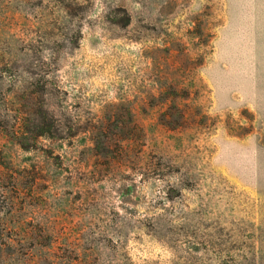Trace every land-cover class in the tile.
Returning a JSON list of instances; mask_svg holds the SVG:
<instances>
[{
    "label": "rangeland",
    "instance_id": "1",
    "mask_svg": "<svg viewBox=\"0 0 264 264\" xmlns=\"http://www.w3.org/2000/svg\"><path fill=\"white\" fill-rule=\"evenodd\" d=\"M0 264H264V0H0Z\"/></svg>",
    "mask_w": 264,
    "mask_h": 264
}]
</instances>
